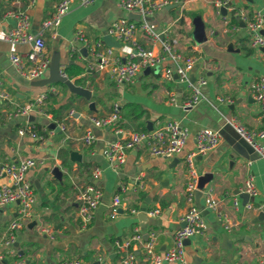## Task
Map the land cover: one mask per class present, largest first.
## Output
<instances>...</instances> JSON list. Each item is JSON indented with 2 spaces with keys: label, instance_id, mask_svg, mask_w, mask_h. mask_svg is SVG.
Segmentation results:
<instances>
[{
  "label": "crops",
  "instance_id": "obj_1",
  "mask_svg": "<svg viewBox=\"0 0 264 264\" xmlns=\"http://www.w3.org/2000/svg\"><path fill=\"white\" fill-rule=\"evenodd\" d=\"M58 1L0 0L1 89L12 99V103L0 102V159L32 156L39 161L27 173L36 196L32 217L15 230V254L8 255L6 263L58 264L63 259H80L83 264H100L98 257L117 263L127 248H117L115 242L128 240L139 232L142 241L134 242L129 250L134 255L133 264H148L146 259L150 253L169 248L174 231L184 224L182 218L190 205L185 185L192 176L186 154L195 149L196 132L208 127L219 129L224 135L215 148L192 158V169L198 178L210 174V179L204 183L201 194L195 195L205 228L186 243V259L189 264H262L264 163L261 158H245L234 152L230 144L233 135L225 128L228 127L227 119L231 118L253 132L264 128V112L259 109L252 92L256 79L264 75L262 51L250 45L247 29V23L257 11L264 15V0H227L221 13L215 7L217 0H168L173 6L146 19L149 27L159 34L158 38L146 35L141 29L135 32L134 40L144 48L159 52L161 40L167 34L177 40L175 49L183 56L196 57L190 76L193 75L194 80L204 77L206 83L200 88V101L190 108H182L181 103L190 96L191 88L179 83L176 75L173 80L164 81L160 69L157 72L144 70L132 83L120 86L115 84L109 68L97 66L90 50L95 40L111 44L114 56L128 58L121 45L117 46L106 33L114 20L129 18L130 13L118 5V0H94L90 5H75L62 18L56 37L49 31L44 33L43 56L50 59L49 67L53 59L58 61L63 72L71 63L83 67L86 72L78 76L70 78L64 73L75 85L88 87L90 99L72 93L62 82L35 85V81L49 76V67L40 79L24 78L10 63L9 54L16 52L24 57L30 45L10 44L3 39L4 32L14 23L12 18L4 19L3 12L6 9L25 11L30 17L32 32L37 33ZM198 24L205 35V40L199 44L194 40ZM77 29L83 30L89 44L76 38ZM82 48H86V55ZM26 64L30 65L28 61ZM164 65L172 63L166 60ZM79 77L85 78L84 83L74 81ZM43 91L47 92L41 107L43 113L34 111L28 116L13 114L7 117L8 112L15 110V104L22 105ZM71 96L70 110L63 112L60 118H53L50 109L64 104ZM171 96L175 103L170 101ZM114 102L121 106L117 126L122 129L123 138L132 131L148 130L149 122L154 129L165 121L175 120L190 132L184 149L172 158H163L151 155L143 144L131 150L124 165L114 170L104 156L108 144L116 138L113 127H94L90 120L92 116L107 114ZM128 105L133 109L129 111ZM27 122L34 128L41 126L42 139L34 140L18 133ZM51 123H55L54 128ZM59 123L65 125V131L60 130ZM87 128H92L96 137L92 146L82 141ZM259 142L264 143V139ZM64 159L66 164H63ZM95 166L101 169L97 181L91 178ZM54 167L60 171L59 177L53 175ZM249 177L254 179L257 194L248 198L252 207L246 209L244 203L247 201L241 193ZM6 181L5 177H0V185ZM88 183L99 185L103 196L92 221L83 226L76 216L74 195L77 187ZM123 185L127 188L121 193V213L113 217L111 198ZM234 198L239 201L236 208ZM210 199L216 201L215 208H207ZM157 208L158 214L147 213ZM132 209L138 213L131 212ZM17 210V203L0 207V234ZM31 222L35 223L29 226ZM42 226L49 227L53 237L40 233ZM150 233L156 236L152 248L147 246ZM1 249L4 251L6 247Z\"/></svg>",
  "mask_w": 264,
  "mask_h": 264
},
{
  "label": "built area",
  "instance_id": "obj_2",
  "mask_svg": "<svg viewBox=\"0 0 264 264\" xmlns=\"http://www.w3.org/2000/svg\"><path fill=\"white\" fill-rule=\"evenodd\" d=\"M93 2L94 0H59L52 15L42 21L41 28L37 33L32 32L30 17L25 11L20 9L4 10L3 18H12L14 23L4 32L3 39L10 44L30 45V50L24 57L22 54L10 52V63L28 80L42 78L50 63V59L43 56V51L46 48L44 39L45 31H49L52 37H56L57 28L62 18L73 6H86ZM169 4L168 0H118V5L123 10L139 16L138 20L127 17L116 19L110 23L106 31L107 35L112 36L120 43L128 58L123 60L119 56H114L112 46L105 44L101 40H95L90 44L91 55L100 69H110L115 84L120 86L132 83L140 72L146 69H154L157 66L160 67L161 78L164 81H171L174 79V75H176L179 83H186L191 88L190 96L181 103L182 108H190L200 101L202 96L200 88L206 83L204 77H199L193 82L190 81V71L195 65L196 57L183 56L175 49L177 40L167 34L161 40V50L159 52L144 48L134 40L135 32L138 29H141L146 35L152 38H158L159 34L155 33L149 27L146 19L156 12L167 8ZM226 6L227 0H217L215 2L218 13H221L222 7ZM263 28L264 15L262 12L257 11L247 23V29L249 31L250 45L262 51V64L264 65ZM75 35L84 44H89L83 30L77 29ZM166 60H170L172 65L162 66V63ZM26 61L30 63L29 66L26 64ZM89 67L92 66L89 65ZM1 86L0 75V102L7 101L12 103L11 95L2 90ZM252 92L259 109L264 112V75H260L256 79L252 87ZM46 98L47 92L43 91L22 105L15 104V110L8 112L7 117H11L13 114L28 116L34 111L43 113L41 107ZM170 101L175 103L173 96L170 97ZM69 114L71 115V112ZM120 118L121 106L118 102L112 103L111 110L107 114L100 117L92 116L90 118L94 127H113L116 138L108 144L104 151V156L108 165L116 171L124 165L127 154L140 145L146 144L148 152L153 156L172 158L184 149L190 135L187 127L175 120H168L151 130L132 131L123 138L121 136L122 129L117 126ZM227 124L254 148L264 163V143L259 142V139H264V128L253 132L246 129L234 118L227 119ZM58 126L61 131L66 130L63 123H59ZM18 133L20 135H28L34 140L42 139V135L30 125V122H27L25 126L19 128ZM221 137L222 133L219 129L205 127L196 132L195 149L186 154V163L190 171H192V176L185 185L186 199L190 205L182 218L184 224L174 231L172 244L169 248L158 252L152 251L150 253V256L146 259L148 264H189L186 259L185 241L201 234L205 228L202 209L195 203L198 176L192 169V158L196 154L215 148L219 144ZM82 141L86 146L94 145L96 137L92 128L85 130ZM38 162V159L32 156L15 160L0 159V177L7 179L5 183L0 185V207L9 203H17L18 205L16 216L10 221L6 230L0 234V264H7V256L15 254V248L13 247L15 230L29 222L32 217L36 196L33 182L27 177V173ZM100 175V167H93L91 178L97 181ZM126 188L125 185L121 186L111 198L110 210L113 217L121 213V193ZM242 192L247 193L248 198H253L257 194L256 185L252 177H249L245 181ZM102 196L103 191L96 183H88L76 188L74 195V200L77 205L76 216L83 226H86L92 221L95 210L102 200ZM215 205L216 201L210 199L207 203V208H215ZM238 205V199L234 198L233 206L236 208ZM251 207L252 204L249 201L244 203V208L250 209ZM131 212L138 213V210L132 209ZM159 212L158 208L147 211L149 215H156ZM228 227L229 225H226V228ZM39 231L40 233L53 237L52 230L47 226L40 227ZM141 241L142 235L139 232H136L128 240L116 241L115 246L117 248H127L125 255L116 264H133L134 255L129 250V247L134 242ZM155 242V234L150 233L147 240L148 248H152ZM2 247H6V250L2 251ZM98 262L100 264H114L103 257H98ZM58 264H83V262L80 259H63ZM262 264H264V257Z\"/></svg>",
  "mask_w": 264,
  "mask_h": 264
},
{
  "label": "water",
  "instance_id": "obj_3",
  "mask_svg": "<svg viewBox=\"0 0 264 264\" xmlns=\"http://www.w3.org/2000/svg\"><path fill=\"white\" fill-rule=\"evenodd\" d=\"M169 6H173V5H168L167 8ZM226 7H222V11L225 10ZM129 18L131 19H135V18H139V16L137 14H130ZM264 32V30H263ZM109 37H111V39H113V41L115 42V44L117 46H120V43L118 41H116L112 36L109 35ZM194 40L196 43H201L205 40V35L204 32L202 30V27L198 24L196 25V29H195V33H194ZM108 45L111 46V44L108 43ZM81 51L86 55V48H82ZM160 67L157 66L154 68V71H159ZM150 69H146L145 71H148ZM191 81H194V77L193 75L190 76ZM52 82H62L64 84L67 85L68 89L75 94L84 96L86 99H90L91 97V91L89 90L88 87H82V86H78L75 85L67 76L66 74L60 70L59 68V63L56 59H53L51 61L50 67H49V76L45 79H41L38 81H35L34 84L35 85H45L47 83H52ZM89 107L92 108L93 107V103L90 102ZM51 127H55V123H51L50 124ZM148 130H151L152 128L150 127V122L148 123L147 126ZM225 129H227L233 136L232 139L230 140V144L232 146V149L234 152H236L237 154L245 157V158H259L258 154L256 153V151L254 150V148L247 143L242 137L239 136L238 133L235 132V130L228 125V127H226ZM224 135V132L222 133ZM52 173L54 176L59 177L61 175L60 171L58 170L57 167H54L52 169ZM210 179V174H204L202 176H200L198 178V182H197V189L195 191V195L198 196L201 194V189L204 185V183ZM241 197L244 198V201L248 200V194L242 192L241 193ZM35 222H31L29 224V226H32ZM147 236V235H146ZM189 240H186L185 243H187ZM15 246H17V243H15Z\"/></svg>",
  "mask_w": 264,
  "mask_h": 264
},
{
  "label": "trees",
  "instance_id": "obj_4",
  "mask_svg": "<svg viewBox=\"0 0 264 264\" xmlns=\"http://www.w3.org/2000/svg\"><path fill=\"white\" fill-rule=\"evenodd\" d=\"M64 72L68 75V77L71 78L72 76H78L81 73H85L86 70L83 67H81V66H79V65H77L75 63H71V64H68L64 68ZM74 81L77 84H82V83H84L85 78L84 77L75 78ZM73 96H75V95H73ZM73 96L69 97L68 100L64 104L60 105L59 107L50 109V112L53 114V118H60L63 112L70 110L71 104H72V101H73ZM128 109L130 111L131 109H133V106L132 105H128ZM124 116H125V113H122V117H124ZM119 121H118V123H119ZM40 128H41V126L35 125V130L39 134L42 135L43 131H41ZM143 131H145V129H143ZM63 164H66V160L65 159L63 160ZM86 165L89 166V163H87ZM114 264H116V263H114Z\"/></svg>",
  "mask_w": 264,
  "mask_h": 264
},
{
  "label": "rangeland",
  "instance_id": "obj_5",
  "mask_svg": "<svg viewBox=\"0 0 264 264\" xmlns=\"http://www.w3.org/2000/svg\"><path fill=\"white\" fill-rule=\"evenodd\" d=\"M186 249H187V246H185V252L187 251ZM187 252H188V251H187Z\"/></svg>",
  "mask_w": 264,
  "mask_h": 264
}]
</instances>
